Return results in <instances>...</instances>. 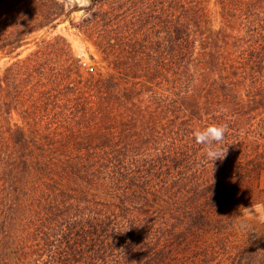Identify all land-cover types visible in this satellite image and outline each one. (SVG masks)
Here are the masks:
<instances>
[{"label": "trees", "instance_id": "trees-1", "mask_svg": "<svg viewBox=\"0 0 264 264\" xmlns=\"http://www.w3.org/2000/svg\"><path fill=\"white\" fill-rule=\"evenodd\" d=\"M90 1L103 65L56 37L0 76V264H212L264 171V0ZM57 4L0 0V55ZM212 123L213 166L191 134Z\"/></svg>", "mask_w": 264, "mask_h": 264}, {"label": "rangeland", "instance_id": "rangeland-1", "mask_svg": "<svg viewBox=\"0 0 264 264\" xmlns=\"http://www.w3.org/2000/svg\"><path fill=\"white\" fill-rule=\"evenodd\" d=\"M59 4L52 6V11L63 14L54 28L42 30L28 37L27 44L13 55H0V76L6 69L19 59L26 58L35 51L44 41L63 37L71 46L74 56L81 60V72L87 74L88 68H98L102 63V57L94 45L93 36L97 33L91 24L84 22L91 17L90 0H57ZM64 6V7H63ZM93 73V72H92ZM13 121L15 116L11 117ZM245 202H247L245 204ZM264 205V171L258 180H253L248 186V195L240 200L238 205L225 209L220 214L223 228L212 231L207 237L210 248L215 250L211 260L212 264H264V222L259 219L260 210L250 214L244 208L251 205Z\"/></svg>", "mask_w": 264, "mask_h": 264}, {"label": "clouds", "instance_id": "clouds-1", "mask_svg": "<svg viewBox=\"0 0 264 264\" xmlns=\"http://www.w3.org/2000/svg\"><path fill=\"white\" fill-rule=\"evenodd\" d=\"M228 132L226 123H212L203 128H195L192 130V137L195 143L203 146L204 157L207 162L213 163L216 160L223 161L228 153V146L224 145L225 137ZM250 214H255L256 210H260L259 219L264 222V205H251L250 208H244Z\"/></svg>", "mask_w": 264, "mask_h": 264}, {"label": "built area", "instance_id": "built-area-1", "mask_svg": "<svg viewBox=\"0 0 264 264\" xmlns=\"http://www.w3.org/2000/svg\"><path fill=\"white\" fill-rule=\"evenodd\" d=\"M82 66L87 67L86 64H82ZM88 69H89V71H91V72L93 71V68H88Z\"/></svg>", "mask_w": 264, "mask_h": 264}]
</instances>
